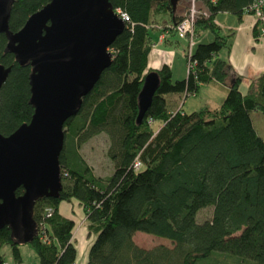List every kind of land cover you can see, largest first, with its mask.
<instances>
[{
  "label": "trees",
  "instance_id": "trees-1",
  "mask_svg": "<svg viewBox=\"0 0 264 264\" xmlns=\"http://www.w3.org/2000/svg\"><path fill=\"white\" fill-rule=\"evenodd\" d=\"M50 1L15 0L10 29H21ZM109 1L130 22L110 47L111 65L84 97L79 113L65 122L63 189L58 198H41L34 207L40 232L30 245L40 264L76 263L75 222L59 211L61 202L72 199L82 204L94 236L86 264H264V138L253 118L257 112L264 114V73L246 93L241 91V76L220 57L221 50L230 51L234 31L222 34L214 21L226 12L241 22L254 0H201L210 15L198 18L196 35L200 39L208 32L212 38L196 42L190 57L195 67L180 80L173 78L168 64L145 71L156 16L170 15L174 22L163 27L169 32H175L173 26L181 19L174 16L172 0ZM260 31L257 21L255 36ZM6 45L0 33V64L12 67L0 90V132L10 135L31 120L34 108L29 103L32 66L5 52ZM152 71L159 87L139 122V93ZM214 82L228 85L219 107L193 112L169 108L167 94L188 96ZM156 120L162 122L157 129ZM102 133L109 139L107 156L115 166L107 178L94 173L81 150ZM23 192V187L16 191ZM208 206H213L212 218L200 222L198 212ZM138 231L169 239L174 246L143 248L134 240ZM5 243L21 261L20 246L8 226L0 230V247Z\"/></svg>",
  "mask_w": 264,
  "mask_h": 264
},
{
  "label": "water",
  "instance_id": "water-1",
  "mask_svg": "<svg viewBox=\"0 0 264 264\" xmlns=\"http://www.w3.org/2000/svg\"><path fill=\"white\" fill-rule=\"evenodd\" d=\"M14 2L0 0V33L7 38L5 52L32 66L29 103L34 113L10 135L0 132V230L8 226L13 241L22 246L39 235L36 202L58 198L63 189L65 122L79 113L84 97L111 65L110 47L126 23L109 0H51L13 32L9 23ZM11 70L0 64V90ZM159 83L156 72L145 76L138 97L139 122ZM20 187L24 192L17 195Z\"/></svg>",
  "mask_w": 264,
  "mask_h": 264
},
{
  "label": "rangeland",
  "instance_id": "rangeland-1",
  "mask_svg": "<svg viewBox=\"0 0 264 264\" xmlns=\"http://www.w3.org/2000/svg\"><path fill=\"white\" fill-rule=\"evenodd\" d=\"M156 17L158 25H154L152 26V28H150L152 42L158 41V29H156V27H164L168 25L167 22H170L172 19L169 14H159ZM220 19L222 21L224 19V16H222ZM225 32H229V29L223 27V33ZM175 38L176 39L172 44H155L154 48L148 55V60L151 61V58H155L156 55L158 57H165L166 59L174 63V70L176 74L187 73L189 70V63L186 54L189 49V39L186 36L179 35L178 33H176ZM211 38L212 36L205 37V39L201 40L209 41ZM176 40H178V42ZM199 40L200 39L196 38V42ZM224 54H226V49L222 50L221 55ZM180 71L181 73H179ZM172 94H167L165 96L168 100L169 108L173 109L177 106L179 108H182L186 112H193L206 106L213 108L221 104L224 100V95H222L221 92L211 86H204L200 88L196 93L190 94L187 97H179L177 98V103L170 102V97ZM253 118L259 135L264 138V114L257 112V114H254ZM161 123V120H156L153 123L154 128L157 129L158 127H160ZM108 146L109 139L106 134L102 133L90 139L82 146L81 149L82 155L84 156V158H86L87 163L93 168L94 173L105 178L111 176L115 170V166L112 160L107 156ZM212 208L213 206H208L207 208L200 210L198 212V220L200 222H203L205 220L211 219L213 214ZM134 240L139 246L146 249H151L159 245H165L168 247L174 246L173 242H171L169 239L142 231H138L134 234ZM90 242L91 241L87 240L86 235L77 240L78 246L76 261L78 264H84L87 260ZM20 250L22 254V260L18 262L13 257L12 245L10 243H5L0 247V255H2L5 259V262L9 264H40L38 254L30 244L20 246Z\"/></svg>",
  "mask_w": 264,
  "mask_h": 264
},
{
  "label": "crops",
  "instance_id": "crops-1",
  "mask_svg": "<svg viewBox=\"0 0 264 264\" xmlns=\"http://www.w3.org/2000/svg\"><path fill=\"white\" fill-rule=\"evenodd\" d=\"M199 4H201V0H198ZM189 7V0H177L176 6L174 8V16L181 17ZM224 16V19L221 21V17ZM217 25L220 27V32L223 34V27L229 29V31H234L233 36L231 37V49L228 51L226 49V54L221 55L222 50L220 51V57L227 59L235 72L241 76V84L240 89L243 93H246L249 85L255 79H257L261 74L264 73V33L260 31L259 36H255L254 28L256 25V19L249 14L244 16V19L239 22L237 17L226 12L219 13L215 17ZM174 21L171 19L169 23H173ZM223 23V24H221ZM223 25V26H221ZM261 28V27H259ZM158 29V41L152 42L154 48L155 44L163 43V44H172L176 39L175 32H169L163 29V27H156ZM226 33V32H225ZM210 33L204 32L200 36L201 39H205V37H210ZM163 37V38H162ZM152 41V39H151ZM178 42V40H176ZM206 41V40H203ZM225 52V51H224ZM154 57V56H153ZM168 64L172 68L173 78L176 80L184 79L188 76V73L176 74L175 65L170 60L165 57H158L156 55L155 58H151V61L148 60V66L146 68V72L151 69H159L163 65ZM181 73V71L179 72ZM177 75V76H175ZM204 86H211L221 92L224 95V99L226 97L228 85L222 82H214L212 84H202L200 88ZM174 93L170 97V102L177 103V98L179 97H187V95ZM178 95V96H177ZM222 104V103H221ZM219 104L216 107H219ZM179 107H175L171 109V111H177ZM162 125V123H161ZM59 211L62 215L71 218L75 222V227L73 230V238L76 247L77 240L87 236V240L91 241L89 245H92L94 241V236L89 233L88 225L86 221V214L84 208L79 200L72 199L71 201H63L59 206ZM87 261V260H86ZM86 261L84 264H86ZM75 264H78L77 261Z\"/></svg>",
  "mask_w": 264,
  "mask_h": 264
},
{
  "label": "built area",
  "instance_id": "built-area-1",
  "mask_svg": "<svg viewBox=\"0 0 264 264\" xmlns=\"http://www.w3.org/2000/svg\"><path fill=\"white\" fill-rule=\"evenodd\" d=\"M216 0H212L215 2ZM114 12L126 23L130 22V18L128 14L121 9L114 8ZM247 14L252 15L256 21H260L262 23V32L264 33V0H254L252 5L247 10ZM203 16H209L210 12L206 5L202 2L199 4L198 0H189V7L186 12L181 16L180 21H178L174 26L173 30L181 36H186L189 39V49L186 54L189 63V70L194 69L195 63L191 61L190 57L192 54V49L196 44V31L195 25L198 18ZM216 22V20H214ZM167 31V30H166ZM163 38V37H162ZM140 161L137 160L135 165L136 167L140 166ZM49 214L51 213V209L47 211ZM40 229V227H39ZM40 232V231H39ZM3 264H9L7 262H3Z\"/></svg>",
  "mask_w": 264,
  "mask_h": 264
}]
</instances>
